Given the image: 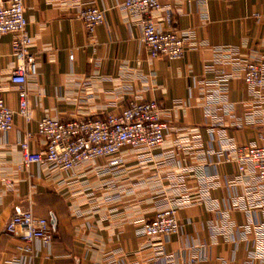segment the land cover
Listing matches in <instances>:
<instances>
[{"label":"crops","instance_id":"crops-1","mask_svg":"<svg viewBox=\"0 0 264 264\" xmlns=\"http://www.w3.org/2000/svg\"><path fill=\"white\" fill-rule=\"evenodd\" d=\"M159 2L154 23L169 12L176 28L191 34L194 45L179 60L149 58L139 44V22L127 16L123 0H23L36 65L25 85L33 121L25 124L17 115L8 34L0 39V98L15 115L12 132L0 134V264L19 253L22 240L5 226L13 208L28 203L52 231L51 252L41 247L32 264H184L202 254L201 264H264V185L251 166L239 173L225 161L241 146L264 145V93L253 96L237 62L264 68V19H255L264 17V0ZM92 6L104 10V22L88 36L78 15ZM224 50L235 58L224 59ZM217 70L229 76L219 107L206 105ZM149 101L170 126L161 147H123L124 163L97 175L109 159L69 174L19 169L17 141L35 134L45 114L97 119L119 114L130 102ZM29 145L43 150L40 138ZM107 182L116 188L109 194H120L111 203L103 201L100 188ZM166 204L177 209L179 233L137 237L138 222ZM159 249L169 259L156 258Z\"/></svg>","mask_w":264,"mask_h":264},{"label":"built area","instance_id":"built-area-1","mask_svg":"<svg viewBox=\"0 0 264 264\" xmlns=\"http://www.w3.org/2000/svg\"><path fill=\"white\" fill-rule=\"evenodd\" d=\"M122 7L130 19L137 20L141 31L140 46L149 58H163L167 61L179 60L186 47L193 46L191 34L176 28L171 13L162 16L161 24L156 25L152 15L161 11L159 0H123ZM88 36L104 22V10L95 6L85 8L78 15ZM257 22L264 19L256 15ZM13 35L11 42L15 67L10 75V83L17 88V115L25 124L33 121L32 107L26 92L28 76L36 74L34 56L29 52L31 38L26 31L23 0H0V39ZM224 59L233 60L232 52L224 50ZM70 60L72 56L70 55ZM242 71L243 82L254 88L253 96L264 93V68L258 63L237 59ZM215 89L206 95V105L219 107L221 97L228 91L229 76L217 70ZM161 108L155 101L130 102L119 114H107L97 119L62 120L45 114L36 122L35 134L27 132L17 141L21 152L20 168L45 167L49 172L69 174L82 164H93L101 159H109L106 165L97 167L95 174L121 166L120 156L123 147L143 148L150 151L164 144L170 126L161 120ZM14 112L0 98V134L7 135L14 128ZM43 140L42 151H31L29 142L35 138ZM180 148L179 144L177 145ZM225 161L233 163L239 173L247 165L251 166L258 180L264 185V145L241 146L232 155L227 152ZM32 178L31 175H29ZM10 185V182H6ZM103 201L111 203L119 199L112 182L102 183ZM88 190V189H87ZM177 209L166 204L157 209L152 218L138 222L135 235L139 238L169 237L179 233ZM5 232L19 236L22 245L18 255L9 264H32L41 247L48 253L52 249V231L48 221L34 215L32 205L26 208L15 206ZM156 258L169 259L162 251L156 250ZM205 256H189L184 264H201Z\"/></svg>","mask_w":264,"mask_h":264}]
</instances>
